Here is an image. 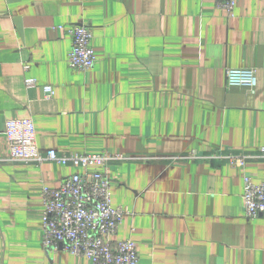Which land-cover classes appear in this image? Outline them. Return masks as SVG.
<instances>
[{
    "label": "crops",
    "instance_id": "0c3cea01",
    "mask_svg": "<svg viewBox=\"0 0 264 264\" xmlns=\"http://www.w3.org/2000/svg\"><path fill=\"white\" fill-rule=\"evenodd\" d=\"M83 24L87 71L67 62V28ZM229 67L255 68V89L229 87ZM19 118L42 151L129 157L108 175L127 212L115 239L135 240L140 264H264V217L243 203L244 174L264 181V0H239L234 17L213 0H0L1 157ZM228 150L245 168L216 157ZM77 172L0 163V264H92L42 247V187Z\"/></svg>",
    "mask_w": 264,
    "mask_h": 264
},
{
    "label": "built area",
    "instance_id": "2783aa9c",
    "mask_svg": "<svg viewBox=\"0 0 264 264\" xmlns=\"http://www.w3.org/2000/svg\"><path fill=\"white\" fill-rule=\"evenodd\" d=\"M213 1L226 11L228 17L235 16L239 0ZM67 32L73 39L67 57L69 67L79 71L90 70L96 62L92 30L83 24L68 27ZM225 74L229 87L254 90L258 83L257 71L252 67H229ZM25 82L31 87L36 84V79L29 77ZM43 89L47 97L54 94L51 85ZM4 134L8 155L0 156V163L10 160L42 165L46 161H54L82 169V172L65 177L57 187L46 184L42 187V247L45 251H66L88 258L92 264H140L136 241L132 238L115 239L127 212L112 202L108 167L112 162L128 160L127 155L109 152L59 154L55 149L42 151L31 118L9 119ZM260 155L264 157V147L260 149ZM195 157L197 155L192 151L185 158ZM216 157L234 167L244 168L248 159L232 150L218 153ZM94 167L96 169L93 170ZM243 203L248 219L264 217V181L256 182L249 173L244 174Z\"/></svg>",
    "mask_w": 264,
    "mask_h": 264
}]
</instances>
